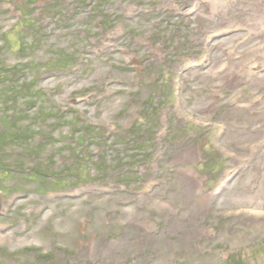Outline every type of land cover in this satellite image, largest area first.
<instances>
[{
  "label": "rangeland",
  "instance_id": "374dc122",
  "mask_svg": "<svg viewBox=\"0 0 264 264\" xmlns=\"http://www.w3.org/2000/svg\"><path fill=\"white\" fill-rule=\"evenodd\" d=\"M20 1L0 0V95L6 96L3 101L0 97V107L12 113V90L20 84L21 96L34 90L37 100L44 98L41 102L24 99L20 109L14 110V123L34 138L30 145L18 139L0 142V189L7 194L0 198V264H230L232 259H239L237 264H264V217H247L253 214L243 206L264 207V146L256 153L246 150L249 170L214 197L212 189L221 170L235 163L218 162L222 149L216 131H207L209 136L202 137L196 130L192 141L184 133L172 132L188 125L185 114L192 113L195 118L226 121L225 140H257L264 133V109L243 94L252 88L264 93V75L249 71L254 63L264 64V0H247L255 5L241 2L231 8L223 0H194L198 10L193 16L204 30L202 43L190 49L185 28L181 34L185 44L178 49L180 62L199 57L204 36L211 30L235 22L237 32L215 42L205 69L182 75L187 87L182 85L183 92H175L178 101L172 105L168 104L173 100L177 62H172V46L163 50L156 44L161 34L153 28L170 21L172 12L183 17L193 0H92L76 12L71 11L81 7L80 1L61 0V16L47 8L44 0H36L25 7L39 17L29 29L24 27L28 23H20ZM99 16L114 23L105 28V40L98 33L102 32ZM94 41L101 42L109 53L90 61L84 72H68V67L78 64L75 61L67 68L54 67L57 62L48 61L63 51L90 50ZM229 44L234 45L232 51L225 48ZM60 48L63 50L54 54ZM110 56L115 59L102 64ZM27 60L35 64L29 67ZM40 65L46 70L37 71ZM239 76L240 81L231 83ZM223 77L229 86H223ZM117 78L126 84L116 85ZM158 86L168 97L158 106L167 117L157 126L152 124L160 138L146 125L154 121L149 100L160 96ZM87 94L92 95L88 101L77 103L76 97L87 100ZM186 95L191 97L188 101ZM230 97L234 105L226 107ZM194 103L200 114L191 109ZM42 109L58 112L44 116ZM13 119L8 128L14 132ZM112 123L116 124L114 130ZM135 123L145 125L140 128ZM141 132L145 138L136 136L143 141L134 140L137 147L128 134ZM90 135L97 147L87 141ZM149 135L155 143L153 151L148 150ZM208 140L214 144L213 151L204 145ZM126 147L135 148L130 156ZM156 154L161 155L157 164L152 162ZM40 159L48 161L42 169L49 175L64 172L63 167L73 173L66 175L67 170L58 175L63 178L60 184L49 178L31 184L28 177L22 183L19 174L11 172L24 165L32 167L30 162ZM208 161L211 168L204 174L190 166ZM259 170L260 176L253 177ZM26 184L31 193L19 197ZM70 190L79 195L75 201L66 198L67 192L51 193ZM228 232L234 239L227 240ZM248 242L256 245L249 247Z\"/></svg>",
  "mask_w": 264,
  "mask_h": 264
},
{
  "label": "trees",
  "instance_id": "16d2710c",
  "mask_svg": "<svg viewBox=\"0 0 264 264\" xmlns=\"http://www.w3.org/2000/svg\"><path fill=\"white\" fill-rule=\"evenodd\" d=\"M25 131L27 132V130H25ZM47 164H48L47 160H43L41 162L35 163V166L31 170V172L29 170L27 171L29 174L25 172L28 167H23L22 169H17V171L14 170V169H11V172H17L19 174V177L21 178L22 183H23L25 181V179H26L25 178L26 176L28 178H31V177H37V178L43 177L47 172H44L43 169L41 168V166L47 167L48 166ZM40 168H41V172L40 173L39 172L38 173L34 172L35 170L39 171ZM29 176H31V177H29Z\"/></svg>",
  "mask_w": 264,
  "mask_h": 264
}]
</instances>
